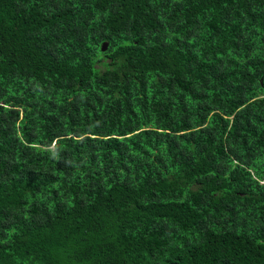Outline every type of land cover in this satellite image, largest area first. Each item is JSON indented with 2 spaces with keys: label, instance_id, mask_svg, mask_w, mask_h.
I'll list each match as a JSON object with an SVG mask.
<instances>
[{
  "label": "trees",
  "instance_id": "16d2710c",
  "mask_svg": "<svg viewBox=\"0 0 264 264\" xmlns=\"http://www.w3.org/2000/svg\"><path fill=\"white\" fill-rule=\"evenodd\" d=\"M0 264H264V0H0Z\"/></svg>",
  "mask_w": 264,
  "mask_h": 264
},
{
  "label": "water",
  "instance_id": "95a60500",
  "mask_svg": "<svg viewBox=\"0 0 264 264\" xmlns=\"http://www.w3.org/2000/svg\"><path fill=\"white\" fill-rule=\"evenodd\" d=\"M108 44H109V42H107V41L103 42V44H102V50L103 51H105L107 49Z\"/></svg>",
  "mask_w": 264,
  "mask_h": 264
}]
</instances>
